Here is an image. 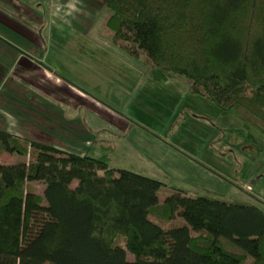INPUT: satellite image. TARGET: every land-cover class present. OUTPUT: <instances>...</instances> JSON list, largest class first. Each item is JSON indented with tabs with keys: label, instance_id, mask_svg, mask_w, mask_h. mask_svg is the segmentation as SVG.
I'll use <instances>...</instances> for the list:
<instances>
[{
	"label": "trees",
	"instance_id": "16d2710c",
	"mask_svg": "<svg viewBox=\"0 0 264 264\" xmlns=\"http://www.w3.org/2000/svg\"><path fill=\"white\" fill-rule=\"evenodd\" d=\"M102 6L114 48L264 127V0ZM95 148L114 144L93 139L79 155L0 131V155L16 158L0 163V264H264L260 208L175 189L158 204L159 182L108 169Z\"/></svg>",
	"mask_w": 264,
	"mask_h": 264
},
{
	"label": "rangeland",
	"instance_id": "374dc122",
	"mask_svg": "<svg viewBox=\"0 0 264 264\" xmlns=\"http://www.w3.org/2000/svg\"><path fill=\"white\" fill-rule=\"evenodd\" d=\"M3 1L28 12L38 10L42 22L36 36L44 40V63L58 65L71 83L101 104L96 136L113 142L114 148H95L94 155L104 154L108 169L159 182L158 204L175 189L191 197L253 205L264 213L260 123L237 108L219 110L192 94L189 81L148 70L114 48L104 28L109 12L102 0ZM89 143L81 144L83 153ZM15 161L0 155L1 164ZM33 189L40 194V186ZM150 219L163 228L184 224L178 218Z\"/></svg>",
	"mask_w": 264,
	"mask_h": 264
},
{
	"label": "crops",
	"instance_id": "0c3cea01",
	"mask_svg": "<svg viewBox=\"0 0 264 264\" xmlns=\"http://www.w3.org/2000/svg\"><path fill=\"white\" fill-rule=\"evenodd\" d=\"M38 15L0 0V131L80 155L83 142L97 139L103 110L58 65L44 63Z\"/></svg>",
	"mask_w": 264,
	"mask_h": 264
},
{
	"label": "built area",
	"instance_id": "2783aa9c",
	"mask_svg": "<svg viewBox=\"0 0 264 264\" xmlns=\"http://www.w3.org/2000/svg\"><path fill=\"white\" fill-rule=\"evenodd\" d=\"M247 190H249V188L246 187Z\"/></svg>",
	"mask_w": 264,
	"mask_h": 264
}]
</instances>
